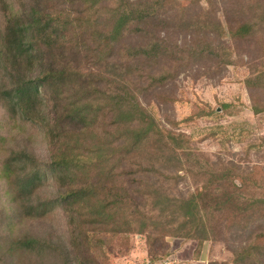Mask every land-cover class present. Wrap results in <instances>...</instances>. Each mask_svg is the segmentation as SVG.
I'll use <instances>...</instances> for the list:
<instances>
[{"label": "trees", "instance_id": "16d2710c", "mask_svg": "<svg viewBox=\"0 0 264 264\" xmlns=\"http://www.w3.org/2000/svg\"><path fill=\"white\" fill-rule=\"evenodd\" d=\"M165 1L0 0V105L38 127L49 147L46 160L19 149L1 163L5 195L18 216L62 210L83 239L88 230L145 235L150 254L156 245V251L168 249L167 236L202 242L227 225L236 233L250 227L264 197L240 194L245 176L235 172L239 165L209 170L210 178L186 194L162 185L161 176L179 179L189 139L166 128L140 96L188 62L229 63L228 46L209 37L178 44L168 27L264 38V4H239L233 26L225 28L213 11L190 16L187 6L165 19ZM255 65L248 83L264 90L263 62ZM52 183L57 194H41ZM43 243L16 237L10 248L39 252ZM232 254V264H264V230L248 231Z\"/></svg>", "mask_w": 264, "mask_h": 264}, {"label": "rangeland", "instance_id": "374dc122", "mask_svg": "<svg viewBox=\"0 0 264 264\" xmlns=\"http://www.w3.org/2000/svg\"><path fill=\"white\" fill-rule=\"evenodd\" d=\"M248 2L264 4V0H166L161 16L169 19L178 14L181 6L190 8V16L206 9L216 13V18L226 28L228 24L233 26L239 4ZM167 34L178 44L209 37L216 44L228 46L230 57L227 64L187 61L168 82L140 96L142 104L166 128L184 133L189 139L186 145L189 155L178 173L179 179L171 183V178L161 176L162 185L176 195L186 194L210 178L209 170L231 162L240 166L235 172L245 176L240 194L263 198L264 110L254 113L252 107L254 104L264 106V90L249 84L248 76L255 64L260 67L263 62L264 65V58L253 62L256 56L264 55V38L234 39L225 33L218 37L214 32H194L184 27L176 30L168 27ZM159 92L165 96L158 98ZM19 149H26L42 160L49 157V147L40 129L10 117L0 105V166L11 150ZM234 181L239 184L236 178ZM5 187L0 175V264H164V261L168 264H212L215 261L232 264V249L243 241L248 231L264 230V205L258 202L259 208L253 214L250 227L240 233L227 225L229 228H222L219 237L202 242L167 236L168 249L156 251V245L150 254L145 235L88 230L85 240L81 229L77 227L74 231L68 225L62 210L43 218L20 217L9 200L10 195H5ZM57 188V184L52 183L41 194L56 195ZM24 236L41 239L42 250L30 253L11 250L14 239Z\"/></svg>", "mask_w": 264, "mask_h": 264}, {"label": "built area", "instance_id": "2783aa9c", "mask_svg": "<svg viewBox=\"0 0 264 264\" xmlns=\"http://www.w3.org/2000/svg\"><path fill=\"white\" fill-rule=\"evenodd\" d=\"M164 264H168V261H164Z\"/></svg>", "mask_w": 264, "mask_h": 264}]
</instances>
